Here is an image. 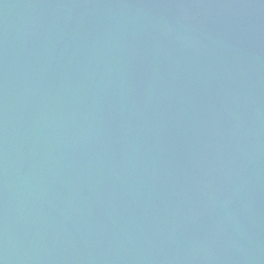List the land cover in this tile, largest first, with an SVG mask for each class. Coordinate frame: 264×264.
<instances>
[{"label":"water","instance_id":"1","mask_svg":"<svg viewBox=\"0 0 264 264\" xmlns=\"http://www.w3.org/2000/svg\"><path fill=\"white\" fill-rule=\"evenodd\" d=\"M0 264H264V0H0Z\"/></svg>","mask_w":264,"mask_h":264}]
</instances>
